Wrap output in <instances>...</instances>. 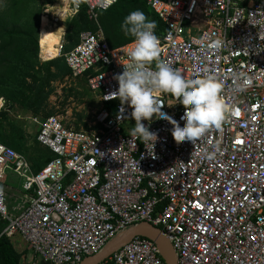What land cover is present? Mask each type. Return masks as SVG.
<instances>
[{"label":"built area","instance_id":"built-area-1","mask_svg":"<svg viewBox=\"0 0 264 264\" xmlns=\"http://www.w3.org/2000/svg\"><path fill=\"white\" fill-rule=\"evenodd\" d=\"M115 2L61 0L43 7L45 28L63 27L58 56L72 76L93 72L88 86L100 103L96 129L76 130L58 115L35 120L38 142L55 155L37 173L0 142V179L10 170L23 191L12 216L8 190L0 186L2 233L22 237L28 264H78L141 223L161 230L176 264H264V0H147L165 24L164 31L153 30L159 59L189 75L214 70L229 106L221 127L193 143L175 141L164 119L142 120L157 134L153 152L130 134L131 108L112 94L134 40L110 47L99 26L62 51L67 19L86 5L97 21V10ZM205 36H223L221 50L200 48ZM238 84L244 90L234 92ZM154 95L162 111L179 120L186 107L179 98ZM4 101L0 97V111ZM98 264L165 263L155 242L137 235Z\"/></svg>","mask_w":264,"mask_h":264},{"label":"trees","instance_id":"trees-1","mask_svg":"<svg viewBox=\"0 0 264 264\" xmlns=\"http://www.w3.org/2000/svg\"><path fill=\"white\" fill-rule=\"evenodd\" d=\"M53 1L4 0L0 5V97L5 100V109L0 111V142L24 155L31 162L33 173L39 172L55 155L38 142V129L33 135L28 134L24 128L9 119L8 113L20 108L43 118L55 115V111L48 107V98L53 92L52 82L72 76L64 57L44 62L39 58L40 15L45 4ZM134 10H140L146 18L154 20L157 33L165 30V24L147 5V0H116L109 8L97 10V21L89 17L87 6L83 5L65 23L62 51L66 52L75 46L82 31L96 32L99 26L110 47L133 41V37L123 34L120 24ZM42 25H45V21ZM92 73L88 70L75 77L77 84L69 90L70 95L75 96L79 102L83 98L94 100L92 95L95 93L88 86V77ZM89 118L85 113L78 114L74 128L86 131L96 129V126H89ZM12 177L17 183V177ZM6 225V220H0V264H28L30 251L27 244L25 243L26 248L19 250L15 239L2 233ZM39 264L50 263L40 261Z\"/></svg>","mask_w":264,"mask_h":264},{"label":"clouds","instance_id":"clouds-1","mask_svg":"<svg viewBox=\"0 0 264 264\" xmlns=\"http://www.w3.org/2000/svg\"><path fill=\"white\" fill-rule=\"evenodd\" d=\"M155 27L156 22L146 18L140 10L131 11L123 18L120 29L125 36L134 38V44L127 52L129 62L123 64V71L114 76L118 88L112 93L119 97L122 105L126 102L131 108L130 116L135 126L130 134L138 137L143 145L150 146L152 152L157 134L149 131L142 120L150 124L154 116L164 119L172 125L175 141L193 143L209 129H219L229 113V106L221 95L222 83L214 70L205 68L203 73L189 75L181 67H173L159 59L160 42L153 31ZM201 40L206 43L202 42L200 48L217 52L225 43L223 36L212 39L205 36ZM243 90V84L234 88V92ZM155 93L179 98V103L186 106L179 120L162 111L163 104ZM206 154L209 159L215 155L213 152Z\"/></svg>","mask_w":264,"mask_h":264},{"label":"rangeland","instance_id":"rangeland-1","mask_svg":"<svg viewBox=\"0 0 264 264\" xmlns=\"http://www.w3.org/2000/svg\"><path fill=\"white\" fill-rule=\"evenodd\" d=\"M3 1L4 0H0V5L2 4ZM59 1L61 0H54L53 3ZM185 24L187 25L188 22H186ZM40 26H41V21L39 22V29ZM42 28L43 29L39 37L40 43L38 44L41 47V57L39 56V58L41 62H44V61H48V59L51 60L58 56L59 53L58 47L57 46L53 47L51 43L55 41V38L57 36L62 35L63 27L61 26L59 28L52 29V28H45V25H42ZM76 84H77L76 78L73 76L65 77L64 80L62 81L52 82L53 92L49 95L48 107L52 108L55 111V115L60 116L69 126L75 127L76 116L81 113L83 114L85 113L86 115H89L90 121L88 124L89 126H93L94 117L100 106V103L98 102L95 95H92L94 100L89 101L87 98H83L82 102H79L75 98V96L70 95L69 92L70 88H73V85ZM8 117L10 120L14 121L16 124L24 128V130L27 131L28 134H32V135L38 129V125L35 120L43 119V117L35 116L29 113L28 111L21 110L20 108H15L10 110L8 113ZM12 175L13 173L10 170H7L5 174V178L0 179V186L2 187L4 186L6 189H9V192L6 197V205H7L6 209L13 216L19 212L18 208L23 204L22 201L23 191H21V188L19 187V179L17 180V183L14 182ZM18 238L19 235L16 234L14 237L16 241L15 245H17L16 247H18L19 250H21V248L22 249L26 248L25 245L22 246L23 244L19 241ZM21 241L23 240L21 239Z\"/></svg>","mask_w":264,"mask_h":264},{"label":"water","instance_id":"water-1","mask_svg":"<svg viewBox=\"0 0 264 264\" xmlns=\"http://www.w3.org/2000/svg\"><path fill=\"white\" fill-rule=\"evenodd\" d=\"M137 235L144 236L155 242L160 249V255L165 264H176V255L172 245L161 230L150 223H141L129 228L122 235L110 240L99 253L85 257L78 264H98Z\"/></svg>","mask_w":264,"mask_h":264},{"label":"crops","instance_id":"crops-1","mask_svg":"<svg viewBox=\"0 0 264 264\" xmlns=\"http://www.w3.org/2000/svg\"><path fill=\"white\" fill-rule=\"evenodd\" d=\"M41 31H42V27H41ZM63 34V33H62ZM61 37H62V35H60V36H57L56 38H55V41L53 42V43H51V45L53 46V47H55V46H57L58 47V45L60 44V40H61ZM19 235V234H18ZM15 237V235L13 236V238ZM19 241L23 244L22 246H24L25 245V242H23V241H21V237H20V235H19ZM23 240V239H22ZM18 241V242H19ZM21 246V247H22ZM22 249V248H21ZM30 254V253H29Z\"/></svg>","mask_w":264,"mask_h":264},{"label":"bare ground","instance_id":"bare-ground-1","mask_svg":"<svg viewBox=\"0 0 264 264\" xmlns=\"http://www.w3.org/2000/svg\"><path fill=\"white\" fill-rule=\"evenodd\" d=\"M44 18L42 19V23H41V27H42V24H43V22H44ZM43 29V28H42ZM40 34H41V31H40ZM39 37H40V35H39ZM62 38V37H61Z\"/></svg>","mask_w":264,"mask_h":264}]
</instances>
